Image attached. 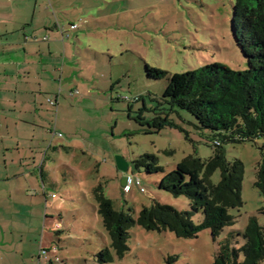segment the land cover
Listing matches in <instances>:
<instances>
[{
	"label": "rangeland",
	"instance_id": "rangeland-1",
	"mask_svg": "<svg viewBox=\"0 0 264 264\" xmlns=\"http://www.w3.org/2000/svg\"><path fill=\"white\" fill-rule=\"evenodd\" d=\"M45 1L59 27L76 28L68 30L64 40L66 58H71L70 74L55 73L51 82L46 79L54 91L43 97L44 135L28 143L30 148L42 145L49 157L45 176L54 185L46 189L58 205L57 211L48 210L53 220L46 224H52L53 231L47 233L44 245L50 246H44V256H50L52 264H98L95 255L109 247L91 195L98 184L116 210H131L133 218L152 199L178 211L189 210L185 198L158 190L163 174L137 172L133 162L152 156L169 173L190 155L208 159L212 155L205 144L208 133L196 129L194 119L183 111L178 116L170 114L176 127L159 133L147 134L148 128L139 124L154 117L171 75L213 64L234 71L247 68L231 24L235 0ZM62 63H57L60 68ZM145 65L168 75L148 79ZM47 100L57 101V108ZM263 143L257 139L225 146L226 159L239 160L244 166L243 206L230 211L235 223L219 240L229 231H244L251 218L264 229V197L253 186ZM120 162L127 165V172L121 171ZM126 175L139 179L144 192L134 185L123 193L121 180ZM211 180L219 181L218 172ZM201 220V215L193 219L195 224ZM127 245L125 257H114L110 264H213L218 248L209 230L194 239H178L168 231L147 232L138 226L130 230Z\"/></svg>",
	"mask_w": 264,
	"mask_h": 264
},
{
	"label": "trees",
	"instance_id": "trees-1",
	"mask_svg": "<svg viewBox=\"0 0 264 264\" xmlns=\"http://www.w3.org/2000/svg\"><path fill=\"white\" fill-rule=\"evenodd\" d=\"M231 24L247 68L234 71L213 64L198 71L171 75L153 110L154 117L139 124L148 128L147 134L159 133L165 127H176L170 114L178 116L183 111L194 119L196 129L208 133L205 144L212 149L208 159L190 155L169 173H164L152 156H141L133 162L137 172L143 169L147 175L163 174L156 184L158 190L174 198H185L189 210L178 211L152 199L133 218L131 210L128 213L116 210L105 196L103 186L98 184L92 188L91 195L109 239V247L95 255L98 264H110L114 257L119 260L125 257L134 226L147 232L168 231L178 239H194L200 232L209 230L218 247L213 264L264 261V229L255 218L249 219L244 231H229L226 238L219 240L222 232L235 223L230 211L243 206L244 166L239 160L226 159L225 146L254 143L257 139L264 142V0H235ZM167 75L145 65L148 79L161 80ZM216 172L219 181L213 183L211 179ZM253 186L264 197L263 154ZM197 215L202 217L199 224L193 221Z\"/></svg>",
	"mask_w": 264,
	"mask_h": 264
},
{
	"label": "crops",
	"instance_id": "crops-1",
	"mask_svg": "<svg viewBox=\"0 0 264 264\" xmlns=\"http://www.w3.org/2000/svg\"><path fill=\"white\" fill-rule=\"evenodd\" d=\"M68 30L53 21L45 0H0V264H52L43 250L53 231L48 210L58 208L46 189L54 185L45 176L49 157L28 143L44 135L43 97L54 91L46 79L70 74Z\"/></svg>",
	"mask_w": 264,
	"mask_h": 264
},
{
	"label": "built area",
	"instance_id": "built-area-1",
	"mask_svg": "<svg viewBox=\"0 0 264 264\" xmlns=\"http://www.w3.org/2000/svg\"><path fill=\"white\" fill-rule=\"evenodd\" d=\"M75 26H70V29L73 30L75 29ZM77 93V92H76ZM52 105H55V103L51 102ZM137 186L140 188V180L139 179H134L132 176L126 175L125 181H124V186L122 187V192L123 193H129L131 191V188L133 186ZM141 192H144L143 188H140Z\"/></svg>",
	"mask_w": 264,
	"mask_h": 264
},
{
	"label": "water",
	"instance_id": "water-1",
	"mask_svg": "<svg viewBox=\"0 0 264 264\" xmlns=\"http://www.w3.org/2000/svg\"><path fill=\"white\" fill-rule=\"evenodd\" d=\"M120 167L122 172H127V165L120 162ZM125 177L121 180V187L124 186Z\"/></svg>",
	"mask_w": 264,
	"mask_h": 264
}]
</instances>
